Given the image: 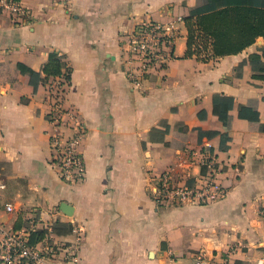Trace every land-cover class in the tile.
Here are the masks:
<instances>
[{
  "label": "crops",
  "instance_id": "0c3cea01",
  "mask_svg": "<svg viewBox=\"0 0 264 264\" xmlns=\"http://www.w3.org/2000/svg\"><path fill=\"white\" fill-rule=\"evenodd\" d=\"M21 2L27 23L0 12V223L21 229L36 217L31 244L50 235L76 248L53 264H170L172 254L189 264L194 250L236 244L231 264L264 259V0ZM177 18L174 59L135 88L123 36L137 22ZM189 21L205 33L207 60L189 52ZM51 54L71 70L65 106L86 127L76 184L50 165L49 97L30 75L43 78ZM206 146L227 196L158 206L150 177H198L192 154Z\"/></svg>",
  "mask_w": 264,
  "mask_h": 264
},
{
  "label": "built area",
  "instance_id": "2783aa9c",
  "mask_svg": "<svg viewBox=\"0 0 264 264\" xmlns=\"http://www.w3.org/2000/svg\"><path fill=\"white\" fill-rule=\"evenodd\" d=\"M0 12L6 13L13 21L29 22L30 11L21 0H0ZM182 18L169 23L154 20L137 22L125 39V73L135 88H141L147 78L166 70L174 59L176 41L179 37V24ZM197 39L194 50H201V58L205 51ZM49 106L47 121L52 127L49 133L51 149L50 165L57 170L59 178L66 183L76 184L86 174V164L80 151L81 143L86 136V127L75 111L65 106V98L69 90L70 80L58 77L47 85ZM209 146L192 154V163L200 166L202 173L195 178L188 176L174 179L171 170L151 176L148 194L158 206L179 207L185 205L204 206L219 202L227 196L221 176L224 167ZM6 186L0 181V190ZM6 210H13L11 205ZM41 222L32 217L25 228L14 229L0 223V264H53L61 256L67 254L70 259L76 258V248L70 250L65 243L44 235L36 244H31L30 237L39 233ZM77 232V231H76ZM242 245L236 244L224 252L209 253L203 249L189 253V264H231L232 257L243 251ZM183 256L172 254L170 264H184ZM257 264H264V259Z\"/></svg>",
  "mask_w": 264,
  "mask_h": 264
},
{
  "label": "trees",
  "instance_id": "16d2710c",
  "mask_svg": "<svg viewBox=\"0 0 264 264\" xmlns=\"http://www.w3.org/2000/svg\"><path fill=\"white\" fill-rule=\"evenodd\" d=\"M188 27H189V52H190L191 48H193L197 44L198 38L202 39V41H205L203 40V38H205L204 36L205 33L201 30L199 26L197 29L193 28V25L192 23H190V21L188 23ZM202 48H203L202 50L204 51L208 49V47L205 46L204 44H202ZM200 52L201 50H194L190 54L193 55L194 53L197 58L201 60H207L206 58H201ZM63 66H65V64L62 61V59L55 54H51L49 63L43 69V73L45 74L44 77L40 78V76L33 71H30V75L32 80H41L43 85H47L49 81H51L52 79H56L58 77H65L66 79L71 81V70L66 67V70L62 71ZM209 152L213 153L211 148H209Z\"/></svg>",
  "mask_w": 264,
  "mask_h": 264
},
{
  "label": "water",
  "instance_id": "95a60500",
  "mask_svg": "<svg viewBox=\"0 0 264 264\" xmlns=\"http://www.w3.org/2000/svg\"><path fill=\"white\" fill-rule=\"evenodd\" d=\"M62 209H65L67 211V207L66 206H62ZM67 213H69V212L67 211Z\"/></svg>",
  "mask_w": 264,
  "mask_h": 264
}]
</instances>
